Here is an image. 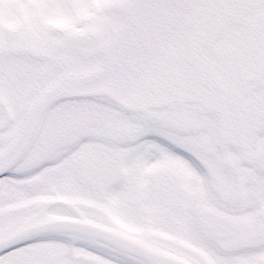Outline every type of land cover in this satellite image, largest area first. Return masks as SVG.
I'll return each instance as SVG.
<instances>
[{
	"label": "snow or ice",
	"instance_id": "snow-or-ice-1",
	"mask_svg": "<svg viewBox=\"0 0 264 264\" xmlns=\"http://www.w3.org/2000/svg\"><path fill=\"white\" fill-rule=\"evenodd\" d=\"M0 264H264V0H0Z\"/></svg>",
	"mask_w": 264,
	"mask_h": 264
}]
</instances>
